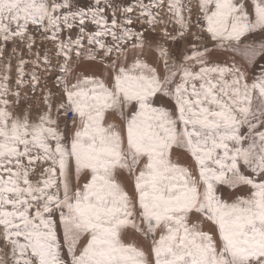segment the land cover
Wrapping results in <instances>:
<instances>
[{"label":"snow or ice","instance_id":"obj_1","mask_svg":"<svg viewBox=\"0 0 264 264\" xmlns=\"http://www.w3.org/2000/svg\"><path fill=\"white\" fill-rule=\"evenodd\" d=\"M0 264H264V0H0Z\"/></svg>","mask_w":264,"mask_h":264},{"label":"rangeland","instance_id":"obj_2","mask_svg":"<svg viewBox=\"0 0 264 264\" xmlns=\"http://www.w3.org/2000/svg\"><path fill=\"white\" fill-rule=\"evenodd\" d=\"M133 0H123V3H132ZM145 2H147V0H145ZM130 15L132 16H136L137 15V12H133L131 13ZM110 18V17H109ZM134 28H137L139 29L141 26L139 24H134L133 25ZM34 31V29H33ZM78 31V29H74L73 32H72V35L75 36L76 35V32ZM158 32H159V29H158ZM157 33H146V35H148L149 37H154L156 36ZM41 39L42 37L40 36H37V43L35 45V47L33 48V52L39 50L40 51V54H41V57H43L44 55V50H52L54 51V48H53V44L51 42H46V43H41ZM182 47V45H180ZM9 49H11V45H9ZM9 54V53H6V55ZM23 58L25 60H33L35 59V57L33 56V53L32 52H28L27 50H24L23 51ZM73 59L75 60V56H73ZM56 61L53 60V63H55ZM12 72H11V75L13 77V80L11 82V86L14 87L15 85V78H16V74H17V63H18V58H13L12 61ZM32 71H37L38 74L42 77V80H41V84H40V88H44V85L47 84V87L48 88H51L53 92H56L58 91V89L53 85V80L54 78L56 77L57 73L54 71L51 73V75L49 76H45V73L42 71V69H34L31 65V63H29L28 65L25 66V73H26V79L28 78L27 77V73H30ZM31 87V85L29 84L28 87L22 89V92L26 93L29 97V100H36L37 103H39V106L40 107H43V104L39 102L38 98L40 96V92H37L35 95H33L30 91H29V88Z\"/></svg>","mask_w":264,"mask_h":264},{"label":"crops","instance_id":"obj_3","mask_svg":"<svg viewBox=\"0 0 264 264\" xmlns=\"http://www.w3.org/2000/svg\"><path fill=\"white\" fill-rule=\"evenodd\" d=\"M236 60H237L238 63L243 65V61L239 57H236Z\"/></svg>","mask_w":264,"mask_h":264}]
</instances>
